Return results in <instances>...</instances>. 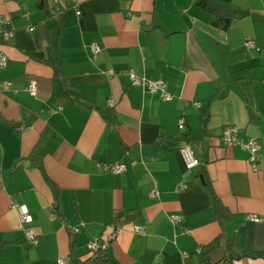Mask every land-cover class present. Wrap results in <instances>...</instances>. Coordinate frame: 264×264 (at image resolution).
Masks as SVG:
<instances>
[{"label": "crops", "instance_id": "crops-1", "mask_svg": "<svg viewBox=\"0 0 264 264\" xmlns=\"http://www.w3.org/2000/svg\"><path fill=\"white\" fill-rule=\"evenodd\" d=\"M200 1L0 0L14 28L0 34V264H78L111 224L113 264H200L223 232L206 182L233 216L237 264H264V0H209L232 13L227 29ZM130 71L165 82L171 98ZM229 126L259 142L258 172L247 151L222 145ZM185 148L199 161L191 170ZM117 163L127 172L103 170ZM13 204L28 208L37 245ZM226 255L223 244L211 261Z\"/></svg>", "mask_w": 264, "mask_h": 264}, {"label": "built area", "instance_id": "built-area-1", "mask_svg": "<svg viewBox=\"0 0 264 264\" xmlns=\"http://www.w3.org/2000/svg\"><path fill=\"white\" fill-rule=\"evenodd\" d=\"M66 5L67 4H74L75 0H62ZM59 15V14H58ZM0 34L3 36L5 40H10L14 36V28L12 20L0 16ZM245 47L247 49H257V51H260V48L256 47V44L253 41H247L245 44ZM94 55L97 56L100 52V49L98 47L93 48ZM7 59L4 56H0V68H5L7 66ZM111 75H113V72H110ZM129 75L131 82L133 85L142 86L146 89H148L152 93H159L163 98L170 99L171 94L167 90V85L163 81H150L147 78L143 76H138L135 72L130 71L127 72ZM27 91L31 95H35L37 91V86L34 82H31L27 88ZM110 104L113 106V103L110 102ZM197 107H199V104H196ZM184 123L180 121V127L182 128ZM28 127H19L20 131H26L29 130ZM221 143L224 147H236L239 146L242 148V150L247 151L249 153V164L251 166V169L254 172H258L259 170V163L261 161V148L259 145V142L254 138H244L241 130L235 126H229L223 129L222 135H221ZM181 155L183 157L184 163L186 165V168L188 170H191L199 165V161L193 154V152L189 148H185L181 150ZM103 170L105 172L112 173L114 175L122 174L127 172L128 168L124 164H111V165H105L103 166ZM182 189H185V186L181 187ZM160 193L157 190H153L150 193V196L153 198L159 197ZM12 209L18 210L20 214V220L25 226V238L27 241H29L33 245L38 244V239L36 235L34 234L31 223H32V217L30 215V212L26 206H19L16 204H13ZM251 221L255 223H260L262 221V218H260L257 215H249L248 217ZM181 222V217L174 216L172 218V223L176 226ZM121 228L117 227L116 225H109L106 228L105 233L102 237L96 238L89 242L87 244L91 256L96 254L100 250H104L107 247V244H109L111 241H114L119 234ZM136 233L146 235L145 228L136 226L134 228ZM182 232L186 233L187 230L183 229ZM185 257H188V253H184ZM55 264H66V261L64 259H59Z\"/></svg>", "mask_w": 264, "mask_h": 264}, {"label": "trees", "instance_id": "trees-1", "mask_svg": "<svg viewBox=\"0 0 264 264\" xmlns=\"http://www.w3.org/2000/svg\"><path fill=\"white\" fill-rule=\"evenodd\" d=\"M197 6H200L203 9L209 11V13L212 16V24L214 26L219 27L221 29L228 28L232 20V13L230 12V10H228L223 6L215 4L214 2H211L209 0H203L197 2ZM103 116L109 122L110 126L114 127L117 125L116 121L114 120L113 116L110 113H103ZM37 163L40 170L43 171L41 159L37 158ZM46 180L49 181L47 177ZM206 189L211 197L212 209L218 221L220 222L221 226H223V232L221 233V235L215 238L211 243L201 248V250L198 252L199 262L200 264H213L211 261L212 260L211 253L216 249L221 248L222 245L224 244L227 254L226 258L228 260H224L223 264H237L243 259V257L240 254H238L236 251V244L234 237L230 236L226 230L227 226L229 225V222L232 221L233 216H230V214L227 212L226 208L223 206L220 199L216 196L209 182H206ZM54 210L58 213V207H55ZM105 250L106 249L98 251L96 254L89 257V259L80 262L78 264H113L111 260L108 258Z\"/></svg>", "mask_w": 264, "mask_h": 264}, {"label": "water", "instance_id": "water-1", "mask_svg": "<svg viewBox=\"0 0 264 264\" xmlns=\"http://www.w3.org/2000/svg\"><path fill=\"white\" fill-rule=\"evenodd\" d=\"M202 180H203V178H202Z\"/></svg>", "mask_w": 264, "mask_h": 264}]
</instances>
